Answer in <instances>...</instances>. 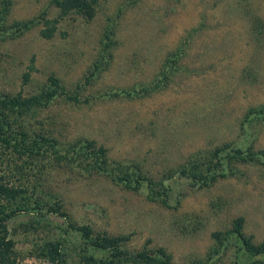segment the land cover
<instances>
[{
    "label": "rangeland",
    "instance_id": "1",
    "mask_svg": "<svg viewBox=\"0 0 264 264\" xmlns=\"http://www.w3.org/2000/svg\"><path fill=\"white\" fill-rule=\"evenodd\" d=\"M31 17L30 28L0 38V95L41 96L10 114L14 129L53 138L61 152L93 140L110 171L137 167L150 183L132 188L79 156L0 147L6 177H19L41 206L6 220L8 264H52L40 252L65 230L67 263L83 264L91 249L67 221L126 234L129 250L162 246L174 264H259L234 235L218 245L213 231L242 215V233L264 241V163L233 159L207 184L175 169L226 142L264 150V121L242 126L246 109L264 101V0H98L90 17L59 16L51 0H10L4 24ZM53 17V33L41 35ZM50 76L63 90L46 98ZM52 206L64 216L44 211Z\"/></svg>",
    "mask_w": 264,
    "mask_h": 264
},
{
    "label": "trees",
    "instance_id": "2",
    "mask_svg": "<svg viewBox=\"0 0 264 264\" xmlns=\"http://www.w3.org/2000/svg\"><path fill=\"white\" fill-rule=\"evenodd\" d=\"M58 8V15L63 16L69 11L81 13L90 17L94 13V7L98 0H51ZM10 4V0H0V38L6 36H15L21 34L26 29L36 23L35 18H26L15 20L8 24H4V16ZM58 17L44 19V25L39 29L43 36H50L55 27ZM168 68L163 66L160 71L159 78H165ZM27 73H24V78ZM49 81L52 88L44 93L46 98L52 96L56 89L63 90L57 82V79L50 76ZM41 96L31 94L27 96L16 95H0V147L2 149H10V153L17 156H33L38 155L42 150L49 149L56 159L60 156H79L82 160H88V165L96 171L105 172L111 178L123 182L127 186L136 188L140 180L147 179L150 183V178L139 172L137 167L123 169V173H114L110 171L106 165L105 148L102 145H95L93 140H84L82 143L76 142L71 150L60 151L56 147V141L53 138L46 137L40 134L29 136L25 129H14V121L11 119L12 113L18 114L28 109L30 106L40 103ZM76 99V95H73ZM44 102V101H43ZM253 119L264 121V101L258 105L249 106L243 114L242 126ZM237 159L240 161L261 160L264 163V150H252L249 144L243 146H231L227 142L215 147L212 151V156L201 163L188 161L179 165L175 172L178 175L184 176L195 182L196 184H207L215 180L218 176L228 173L231 168V160ZM9 164V163H8ZM8 171L11 169L8 165ZM5 169L0 164V264H8L14 261V241L8 234L6 220L9 217L16 215L22 211H34L41 206L39 199L32 196L28 192L26 184L13 181L10 177H6ZM151 198L156 196L150 195ZM40 210L36 212H40ZM51 210L57 215L64 216V213L59 211L58 206L49 207L44 211ZM243 216L237 215L232 219L230 229L223 233L213 231L214 238L217 239V244H222V240L229 235H234L240 244L243 254L247 257L257 256L256 262L264 264V241L253 242L249 236L242 233ZM67 225L76 230L85 238L86 246L91 249L89 253H84L80 257L83 264H123L125 262L131 264H174L171 261V255L162 246L154 248L141 247L139 249L129 250L123 247L124 242L128 239V235L123 234H107L105 232H97L92 234L88 225H73L67 221ZM66 231V230H65ZM59 233L56 237L48 241L47 246L42 249L43 256L47 257L52 264H68L66 260V244L64 233ZM99 252L100 254H97Z\"/></svg>",
    "mask_w": 264,
    "mask_h": 264
}]
</instances>
